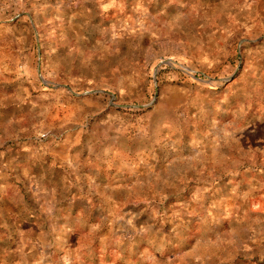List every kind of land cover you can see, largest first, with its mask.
<instances>
[{"label": "rangeland", "instance_id": "374dc122", "mask_svg": "<svg viewBox=\"0 0 264 264\" xmlns=\"http://www.w3.org/2000/svg\"><path fill=\"white\" fill-rule=\"evenodd\" d=\"M0 264H264V0H0Z\"/></svg>", "mask_w": 264, "mask_h": 264}]
</instances>
